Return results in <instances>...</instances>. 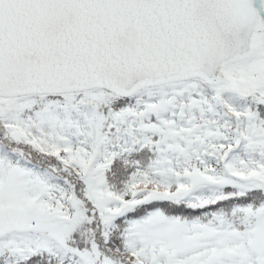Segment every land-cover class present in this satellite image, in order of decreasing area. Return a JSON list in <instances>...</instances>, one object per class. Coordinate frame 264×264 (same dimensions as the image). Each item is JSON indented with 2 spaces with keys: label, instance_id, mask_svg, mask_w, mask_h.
Segmentation results:
<instances>
[{
  "label": "snow or ice",
  "instance_id": "1",
  "mask_svg": "<svg viewBox=\"0 0 264 264\" xmlns=\"http://www.w3.org/2000/svg\"><path fill=\"white\" fill-rule=\"evenodd\" d=\"M0 264H264V0H0Z\"/></svg>",
  "mask_w": 264,
  "mask_h": 264
}]
</instances>
